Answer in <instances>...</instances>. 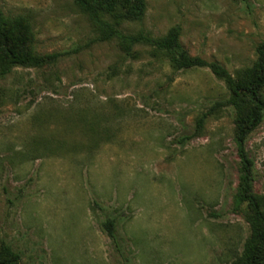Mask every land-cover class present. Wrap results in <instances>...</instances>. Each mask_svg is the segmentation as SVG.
<instances>
[{
    "label": "rangeland",
    "instance_id": "1",
    "mask_svg": "<svg viewBox=\"0 0 264 264\" xmlns=\"http://www.w3.org/2000/svg\"><path fill=\"white\" fill-rule=\"evenodd\" d=\"M126 34L180 29L193 57L231 74L253 67L264 0H143ZM34 55L56 66L0 78V245L21 264H231L251 240L235 194V113L197 120L229 97L208 68L173 70L115 39L99 42L73 0H0ZM264 96V90L262 91ZM253 192L264 210V121L249 136ZM112 222V228L106 227ZM113 232L114 238L110 237Z\"/></svg>",
    "mask_w": 264,
    "mask_h": 264
},
{
    "label": "trees",
    "instance_id": "2",
    "mask_svg": "<svg viewBox=\"0 0 264 264\" xmlns=\"http://www.w3.org/2000/svg\"><path fill=\"white\" fill-rule=\"evenodd\" d=\"M93 19L100 32L99 42L115 39L130 56L134 47L148 48L151 57L166 62L175 71L208 68L221 80L229 97L216 102L198 120L193 135L182 138L190 141L201 133L208 117L231 107L235 113V139L241 163L235 201L246 204L251 211L252 236L243 256L231 264H264V210L262 202L253 192L255 163L248 156L246 143L250 134L264 121V42L257 49L253 67L231 74L215 62L193 57L180 42V29L173 28L166 36L153 37L148 33L126 34L119 27L123 21L141 19L145 12L143 0H73ZM20 21L7 18L0 7V78H5L16 68L42 69L56 66L67 53L34 55L25 48L18 37ZM109 231L112 222H107ZM110 237L114 238L113 232ZM0 264H21L20 254L9 245H0Z\"/></svg>",
    "mask_w": 264,
    "mask_h": 264
}]
</instances>
